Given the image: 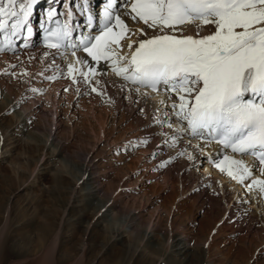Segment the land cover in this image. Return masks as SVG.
Masks as SVG:
<instances>
[{
	"label": "rangeland",
	"instance_id": "rangeland-1",
	"mask_svg": "<svg viewBox=\"0 0 264 264\" xmlns=\"http://www.w3.org/2000/svg\"><path fill=\"white\" fill-rule=\"evenodd\" d=\"M19 61L0 63V264H264L263 204L256 216L246 207L231 211L235 200L256 203L240 189L234 201H213L222 190L193 181L205 170L214 175L212 163L204 169L205 153L191 157L183 138L174 146L161 142L156 118L179 128L170 105L159 114L126 98L118 105L101 84L64 86L60 103L45 95L42 111L17 126L16 114L45 88L44 76H28ZM26 91L34 99L4 110ZM139 136L156 142L134 140ZM88 161L94 173L83 176ZM52 226L59 232L54 244ZM115 230L121 239L112 237Z\"/></svg>",
	"mask_w": 264,
	"mask_h": 264
},
{
	"label": "snow or ice",
	"instance_id": "snow-or-ice-1",
	"mask_svg": "<svg viewBox=\"0 0 264 264\" xmlns=\"http://www.w3.org/2000/svg\"><path fill=\"white\" fill-rule=\"evenodd\" d=\"M35 2L7 0L0 6V30L9 18H14L13 30L26 24ZM114 3L109 0L104 11L108 21L113 17L107 9ZM131 12L133 20L139 18L160 34L133 41L138 46L131 57L122 56L111 44L120 47L129 29L116 15L114 24H106L94 37L95 43H86L83 51L94 61L111 59L113 72L138 86L137 91L150 88L156 92L163 86L176 93L178 103L170 105L173 114L187 122V131L193 136L210 137L209 142L216 140L233 153L251 154L264 165V0H135ZM116 26L120 31L109 41L106 37ZM190 29L195 30V36L184 35ZM70 31L67 24L59 28L52 34L57 43L49 47L58 48ZM203 31L208 34L200 35ZM141 34L147 35L144 30ZM121 61L126 63L121 66ZM73 71L69 65L70 76ZM90 72L94 75V70ZM81 75L85 80L89 77V73ZM225 160L229 161L228 175L232 178L243 182L251 176L241 161ZM252 186L264 192V181L253 180Z\"/></svg>",
	"mask_w": 264,
	"mask_h": 264
},
{
	"label": "bare ground",
	"instance_id": "bare-ground-1",
	"mask_svg": "<svg viewBox=\"0 0 264 264\" xmlns=\"http://www.w3.org/2000/svg\"><path fill=\"white\" fill-rule=\"evenodd\" d=\"M134 2L135 0H126L124 3H120L117 9L111 13V15H114V13L122 15V20H124L125 24L127 25L129 29V32L126 34V38L120 40L119 42L121 44L125 40L127 45L121 46L120 48H116L117 46L116 44H111V46L120 55L126 56L128 58L131 57L132 52L138 46V44L132 43L133 41L144 40V39L149 38L150 36L160 34L152 29H149L147 25H145L142 21L139 20V18H136L135 20L132 19V16L134 15V13L131 12V4ZM70 3H71V7H70L69 14L71 13L70 14L71 17L69 16V18H71V20L74 23H76L77 27L80 25H83L80 22H81L82 17L85 19V13H82L83 11H82V7H81L79 0H71ZM6 4H7V0H0V6L6 5ZM110 23L114 24L112 21L106 22V24H110ZM96 27L98 26L96 25ZM207 27L211 28L212 26H207ZM141 30H144L147 33V35H142ZM119 31L120 29L118 26L114 27L113 32L110 33L109 41L114 39L116 34L119 33ZM213 31H214V28H213ZM205 34H208L207 31H203L200 33V35H205ZM176 35H180V33H176ZM184 35L195 36L196 33L194 29H190L186 31ZM32 39L36 41V44H35L36 46L32 44L34 42L33 41L25 46L17 45L15 48H10V49L4 48L2 50L0 49L1 50L0 51V63L1 64L6 63V62L14 63L16 60L20 59L24 68L28 69V73H29L28 76H30L32 72L36 73L38 71L40 72V74H42V76H44L43 79L45 80V83H44L45 88L43 89H46V90L42 91L40 89H37L36 98L38 99L36 100L35 104L32 105L29 103V106H28L29 109L27 107V109L24 110L23 112H18L16 114L15 117H16V123L18 124L17 126L24 124L25 120H26V123L27 121H29V117L27 114L32 113V112L34 114H38L42 111V107L45 106L44 103L45 101H47L46 96H48V98L52 102L58 104L60 103V100H61L59 99V97H57V94L60 88L64 86H69L68 88L73 89L77 85L80 79H77V80L75 79V82H73V80L72 82H69V77H70L68 73L69 65H72L74 69V71L71 74L72 78L82 77L81 73H89V77L87 81L90 83V86L101 84V87L105 90L107 95L117 100L118 105H121L122 98H126L129 100L131 104H136V105L138 104L142 108H144L145 111H152V112H155V113L157 112L161 114V112H165V110H167V106L171 105L169 103L170 101H173L174 98L176 99L175 102L178 103V98H177L176 93L174 92L169 93V91H167L166 88L157 94H149V91L145 89L143 90L140 89L139 91H137L136 88L138 86L132 85L131 82L125 81L122 76H118L116 75L115 72H113L111 59H105L104 62H92L88 60L85 54L78 51L77 48L74 49L77 54V59H74L73 57H71L69 54V51L66 52L69 54V56L68 55L64 56L62 53L46 52L42 50V48H40L37 39L33 37ZM130 43H132L131 49L128 48V44ZM19 47L22 49L20 51L21 57H18L17 59H15L14 57L16 55H20V53H18L19 51L13 53V51L18 50ZM22 55H24L25 57H22ZM65 58L67 59V61L64 60ZM78 60L80 61L79 63H77ZM37 63L39 64L38 67H37ZM125 63L126 61H121L120 65L123 66V64ZM40 66L41 67L43 66V67L41 68ZM90 69L94 70V75L90 72ZM49 77H53V78L49 79ZM0 85H1V78H0ZM7 93L10 96L12 95L13 88L11 86L7 87ZM169 95H171V99H169ZM24 97H25L24 100H20L17 97L16 98L17 101H10L4 106V110H7L13 113L15 112L14 108L17 106V102L25 103L26 100L34 99V96H32V92L30 91L29 92L26 91ZM39 99H41V102H38ZM161 101H163V103H161ZM58 108H59V105H57L56 110ZM132 108H135V105H133ZM164 116L165 115H162L161 117H164ZM174 117H175L174 123H177L178 120L180 119L177 116H174ZM156 121L159 125L158 136L162 143L169 145V144H173L174 139L176 143L179 140L178 137L182 138V136L180 135V132L174 131L175 129L174 125H171V127H169L168 120L164 122L160 118H156ZM57 129H58V126H56L55 130L49 133V137H51L52 140L58 139ZM19 130L20 129H18V131ZM188 133L190 136H193L189 131ZM201 138H202V141H201ZM198 140L200 141L199 143L197 142ZM192 141L193 143H189L188 140L185 139L184 141H182L180 146L187 147L189 150L188 154L191 157L197 154L198 159L202 157V152H204L207 157L205 161V165H206L205 168L209 169V163H212L211 166L213 167V172L215 173L214 175H211V174L206 175L207 174L206 170L202 171L199 173L198 178L194 177L193 181L196 182L199 180V178H201V181L198 182V185L202 184L203 186L211 188L212 190H216L220 188L222 190V196L220 198L214 197L213 199V201L217 199L218 202H220L221 200L226 201L229 196H231L230 201H234L236 197H240L238 194V191L240 189L242 192H245L247 193V195H250L251 200H253V204L255 205L256 203V205L255 207L246 205L245 203L246 200L245 202L244 201L241 202L239 200L240 203L236 204L235 203L236 200H235L232 206L230 207V210L234 211L236 210L238 206L241 208L246 207L250 209V216H256V214L258 215L260 212V205L263 204L262 206L264 208V192L260 191L259 186H252L251 188L249 186L252 184L253 180L264 181V170H262L264 169V166H259V165L254 164L253 162H249V160H247L246 157L236 156V155L228 153L226 150L220 148L217 144L209 142L210 139L207 136L199 137V138L195 137L194 139H192ZM60 144H57V145L60 146V151H62L63 149L61 148ZM196 147H200L199 149L202 152L200 153L198 150H195ZM4 153H6L5 150H4ZM225 157H229L232 160L241 161L243 166H247L251 170V173H252L251 176L244 179L243 182L229 176L228 175L229 161L225 160ZM43 159L41 158L40 161ZM90 163L91 161H88L86 162V165L84 164L83 176L88 173L87 172L88 170H90V174L94 173V170H93L94 166L90 167ZM235 167L236 166H233V170H235ZM34 171H35V168L33 172ZM191 175L192 177L194 176L193 174ZM57 182H60V181L57 180ZM98 189L99 187H97V190ZM184 191H186V189ZM73 193L74 192H72V194ZM187 197L188 196H186V198ZM112 201L113 200L111 199L107 203L112 205ZM0 204L1 206L3 205L2 203ZM126 219H127L126 223L129 226H133V222H132L133 218L130 216ZM262 224L264 226V216L262 217ZM224 226L225 225L221 223V226L219 227V229H222ZM87 229H89V226H87ZM54 230L55 228L54 226H52L49 228V231H48L50 235L53 234L51 238L53 244H54V241L56 242V239H57L56 235L59 233V232L56 233ZM257 230H258V234H260L261 231L258 229V227H257ZM120 234L121 233H119V230H115L112 234V237L117 236V238L119 237L121 239ZM183 248H185V245H182L181 249L183 250Z\"/></svg>",
	"mask_w": 264,
	"mask_h": 264
}]
</instances>
